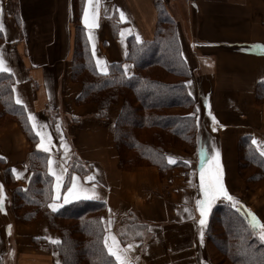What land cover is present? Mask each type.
Wrapping results in <instances>:
<instances>
[{
	"label": "crops",
	"instance_id": "crops-1",
	"mask_svg": "<svg viewBox=\"0 0 264 264\" xmlns=\"http://www.w3.org/2000/svg\"><path fill=\"white\" fill-rule=\"evenodd\" d=\"M164 2L177 22L182 54L193 73L186 81L187 91L202 107V128L208 127L217 137L212 151L219 152L223 184L238 204L244 203L241 206L264 225V210L260 208L264 206V187L247 190L238 175L242 137L250 136L259 153H264V101L257 100L258 86L264 82V0ZM156 3L99 0L93 25L95 0H84L81 25L96 66L97 60L105 62L109 72L112 64L123 63L128 75L134 73V67L126 61L128 41L131 37L139 42L153 40L158 21ZM76 8V0H0V51L6 66L12 69V73H0L13 76L15 101L19 95L27 115L36 117V148L39 124L46 125L50 135L49 151L37 148L49 155L47 168L53 177L50 204L56 205V211L81 200L105 203V238L111 244L114 236L121 251L127 249L132 264H201L197 251L201 218L197 201L204 198L198 170L201 156L169 148L165 152L167 162L184 166L164 173L156 166L131 171L119 168L115 142L119 104L111 106L101 118L96 106L76 102L82 89L71 77ZM86 8L89 24L84 22ZM5 124L0 126V163L12 170L15 187L26 188L31 177V144L17 122ZM74 184L77 199H72L68 191ZM65 196H69L67 202ZM226 202L229 200L224 197L219 199V203ZM8 214L2 202L3 264H60L48 244H55L60 236L46 220L25 225L11 220ZM122 233L127 235L126 243Z\"/></svg>",
	"mask_w": 264,
	"mask_h": 264
},
{
	"label": "trees",
	"instance_id": "trees-1",
	"mask_svg": "<svg viewBox=\"0 0 264 264\" xmlns=\"http://www.w3.org/2000/svg\"><path fill=\"white\" fill-rule=\"evenodd\" d=\"M83 5L84 0H76L78 24L71 77L82 88L76 102L96 106L101 118L111 106L119 104L115 121L119 168L156 166L164 173L184 166L167 162L166 150L176 148L189 154L199 153V174L204 171L207 184L215 173L212 143L217 137L208 127L202 128V107L187 91L186 81L193 73L182 54L177 22L164 0L156 3L158 21L153 40L139 42L129 38L126 61L134 67L132 75L127 74L123 63L112 64L105 75L98 71L81 25ZM13 84L12 75L0 73V122H17L31 144V177L26 188L15 187L12 170L6 169L3 179L13 189L8 209L18 212L15 219L25 225L46 220L50 229L59 233V243L48 244L59 256L60 264H118L105 246V203L81 200L56 211L48 206L53 200V177L47 168L49 155L36 148L37 136L25 108L14 99ZM257 100L264 101V82L258 86ZM171 109L178 112H169ZM238 161L239 172L250 188L264 185V156L250 136L239 141ZM68 183L69 180L65 186ZM222 198L211 203L205 224L198 223L205 243L214 244L230 264H264V241L259 238V227L253 230L251 217L241 204L219 203ZM121 238L127 242L126 234L122 233Z\"/></svg>",
	"mask_w": 264,
	"mask_h": 264
},
{
	"label": "snow or ice",
	"instance_id": "snow-or-ice-1",
	"mask_svg": "<svg viewBox=\"0 0 264 264\" xmlns=\"http://www.w3.org/2000/svg\"><path fill=\"white\" fill-rule=\"evenodd\" d=\"M88 3H93V0H88ZM98 8H99V0H95V5H94V11H93V15H92V24H95V20L96 17L98 15ZM0 11H2V9H0ZM120 17L121 19H124V13L121 12L120 13ZM84 22L85 24H89V20H88V10L87 8L85 9V13H84ZM3 30V25L0 24V31ZM137 39H139V37H137ZM97 67L99 69L100 72L102 73H107L108 72V68L106 66L105 62H102L100 60H97ZM125 69H127V65H125ZM0 72H8V73H12V69L6 66V61L4 60L3 57V52L0 51ZM188 83L190 84L191 81H188ZM16 103L23 105V101L22 99L19 97V95L16 96ZM25 109H26V105H24ZM211 115V113H209ZM27 119L29 121H32V128L35 129L38 127V124L36 122V117L34 115H32L31 113H28V117ZM214 123H216L215 121V117L212 118ZM39 128L41 129V131L37 132V135L40 137V142L37 144V148H42L44 151H49L48 148V144L51 143V139H50V135L47 133L46 131V125L43 124H39ZM253 143L255 144L256 141L253 140ZM264 154V153H262ZM171 159V158H170ZM215 173L214 176L212 178L209 179L208 183L205 184V173L202 170L201 171V189L204 192V199L202 200H198L197 201V205L199 206V211H200V220H199V224L200 225H204L206 220L205 218L208 215V211L209 208L211 206V203L217 198V197H224L229 201H233V206L236 205V203H238V201H236L235 197L231 196L227 189L225 188L223 181H222V167L219 164V152L217 151L216 153V157H215ZM49 164H51V161H49ZM55 175V173H53ZM57 180H60V177H57ZM59 186V185H57ZM76 188V185L74 184L72 188H70L68 191L69 193H71V198L72 199H77L79 198V193L75 192L74 189ZM94 189V186H93ZM83 191V189H82ZM69 199V196H65L64 200L65 202H67ZM2 202H3V188L2 185H0V208H2ZM49 207L53 208V210H55L56 205L54 204H50L48 205ZM187 211V209H186ZM249 216L251 217L250 223L253 227V230L255 231L258 227L261 229H264V225H260L258 219L255 217L254 214L249 213ZM203 229H201L200 232V236H201V243H203ZM259 238L264 241V230L260 231L258 233ZM50 239V238H49ZM112 243L109 244L108 243V238H105V246L107 247V251L108 253L115 258V260L118 262V264H132L131 260L127 257L126 252L127 249L121 251L120 246H119V242L116 240V238L113 236L111 237ZM54 243H59V240H55L53 241ZM128 249H130L132 247V245H128L127 246Z\"/></svg>",
	"mask_w": 264,
	"mask_h": 264
},
{
	"label": "rangeland",
	"instance_id": "rangeland-1",
	"mask_svg": "<svg viewBox=\"0 0 264 264\" xmlns=\"http://www.w3.org/2000/svg\"><path fill=\"white\" fill-rule=\"evenodd\" d=\"M187 62V61H186ZM170 78V80H173V81H175V79L173 78V77H169ZM169 112H178V110L177 109H171ZM6 123V121H2V122H0V126H3V125H6L5 124ZM0 161L1 162H3V159L2 158H0ZM137 167H148V166H145V165H143V166H136V167H133V168H131V169H127L126 171H131L132 169H134V168H137ZM6 167L2 164V163H0V170H2V173L0 174V185H2V188L4 189L3 191H5L4 192V195L6 196L7 195V199H5L4 198V200H5V202H4V200H3V202H4V208H5V210H7L8 211V213L10 214V219L11 220H13V221H15V222H20L19 220H16L15 218H16V216H15V214H17L16 212H12L11 210H9L8 208H9V206H10V203H11V201L9 200V198H12V192H13V189H11V188H8L7 187V185H6V183H5V179H3L4 178V176H5V172H6ZM122 170H124V169H122ZM13 173V172H12ZM238 175L240 176V178L245 182V184H246V186H247V190H256V191H258V190H260V189H262L263 187H264V185L262 184H260L261 186H253V187H249L248 185H247V182H246V180L244 179V177H242L241 176V174H240V172H239V169H238ZM14 177V176H13ZM10 190V194H8V191ZM3 195V196H4ZM240 201H241V199H240ZM241 203V202H240ZM241 204H244V203H241ZM251 205V204H250ZM260 205V204H259ZM245 206L247 207V205L245 204ZM260 206H262V207H260L262 210H264V206L263 205H260ZM50 209H51V207H50ZM52 210V209H51ZM245 210L248 212L249 210L248 209H246L245 208ZM8 214V215H9ZM248 214H249V212H248ZM7 215V216H8ZM103 215V214H102ZM6 216V217H7ZM8 220V219H7ZM103 222V221H102ZM21 223V222H20ZM23 224V223H22ZM104 225V224H103ZM105 228V227H104ZM137 228V227H136ZM139 229H141L140 227H138V231H140ZM197 232H198V237H197V240H198V242H197V251H198V257H199V261H200V263L201 264H230L229 263V260L226 258V257H224L223 255H221L220 254V252H219V250L216 248V246L214 245V244H212V243H210V242H207V243H205V239H204V235H203V243H201V236H200V230H199V228L197 229ZM131 238L132 237H134V235L132 234V236H130ZM216 240H218V238L216 239ZM105 241V240H104ZM218 243H219V245H221V246H223V243L222 242H219V240H218ZM204 253V254H203ZM204 255H206V256H204Z\"/></svg>",
	"mask_w": 264,
	"mask_h": 264
}]
</instances>
